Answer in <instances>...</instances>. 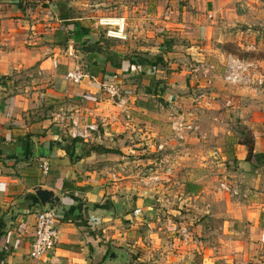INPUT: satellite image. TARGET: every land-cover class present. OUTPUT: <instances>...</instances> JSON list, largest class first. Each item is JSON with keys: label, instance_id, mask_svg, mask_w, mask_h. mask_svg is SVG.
Masks as SVG:
<instances>
[{"label": "crops", "instance_id": "crops-1", "mask_svg": "<svg viewBox=\"0 0 264 264\" xmlns=\"http://www.w3.org/2000/svg\"><path fill=\"white\" fill-rule=\"evenodd\" d=\"M57 1L66 0H54L53 3L0 0V264H96L100 258H105L106 249L101 244L106 242L102 240L105 236L86 231L83 220L87 219L94 225L93 231L100 228L106 220V210H98L97 207L102 204L106 185L111 177L117 180L115 184L120 182L117 176L126 168L96 166L92 162L98 155L85 156L84 146L92 144L110 149L107 142L114 141L123 133L132 137L137 130L135 138L139 144L134 146L146 144L157 155L171 157L175 151L162 152L169 140L173 143L171 124L183 111V117L188 113L182 106L185 102L176 101L179 92L172 89L174 73L165 76L164 71L158 69L161 64L154 68L142 60L132 64L137 59L124 60L121 69L111 72L97 57L103 54L104 48L99 53L84 48L99 42L101 30L96 29V22L90 25L86 17L78 16L63 19L56 10ZM165 2L96 0V5L91 7L97 8L88 10L79 8L78 2L72 0L70 8L87 10L86 13L91 11L98 18L122 15L129 19L132 15H139L137 24L140 26L144 21L140 14L145 13L153 20L166 10ZM258 3L257 0H188L182 9L177 3L166 10L164 27L166 31H194L198 35L196 37L205 40L211 33L222 36L225 30L234 31L239 24H245ZM179 14H182L180 21L175 18ZM131 34L129 38H132ZM188 50L195 51V47L189 46ZM173 56L164 55V61L172 65ZM93 62L100 66L94 67ZM77 67H82L88 76L80 84H73L66 80V75ZM203 68L208 71L209 66L205 64ZM219 71L221 78L222 65ZM115 74L122 78L118 82L127 91L123 105L113 102L103 90L106 81L112 80ZM164 84L167 88L162 93ZM173 98L176 99L171 100ZM188 122L184 124L188 125ZM89 124L99 128L92 132L89 140L74 139L70 135L71 132L84 131ZM193 134H181V137L187 139ZM258 136L255 154H264V142ZM166 137L169 138L166 140ZM31 146L34 148L33 158L30 157ZM120 150L125 156L133 155L136 165L129 171L138 172L144 161L143 153L130 146ZM217 150L221 151L220 148ZM91 152L97 153L96 150ZM44 165L49 167L47 173L43 170ZM201 165L203 167L199 170L205 174L206 165L204 162ZM173 168L170 172H177V166ZM243 171L242 179L222 181L221 184L236 191V197L240 192L243 195V200L238 202L233 195H230L232 199H224L226 222L234 225L227 227L226 232L233 236L232 246L235 244L236 253L251 257L257 246L264 248V164L250 165ZM203 180L196 187L202 192L208 190L209 183H212L207 178ZM188 185L191 187L192 183ZM36 186L55 190L62 196L60 210L65 216L70 214L68 222L61 219L58 224L59 241L50 259L29 256L36 215L43 211L32 193ZM252 193L262 197L251 199ZM89 206L93 208L89 209Z\"/></svg>", "mask_w": 264, "mask_h": 264}, {"label": "rangeland", "instance_id": "rangeland-1", "mask_svg": "<svg viewBox=\"0 0 264 264\" xmlns=\"http://www.w3.org/2000/svg\"><path fill=\"white\" fill-rule=\"evenodd\" d=\"M71 1L56 2L59 14L68 18L86 17V22H90V25L97 21L99 16L91 11L86 13L87 10H72ZM257 1L259 5L255 4L258 7L248 16L247 22L239 24L237 30H225L223 37L211 33L210 38L205 40L196 37L198 35L194 31L182 33L178 30H165L166 10L177 3L178 8L180 6L182 9L187 6L188 0H166V10L157 14L153 20L145 13L140 14L141 19L145 21L140 26L137 24L139 15L129 17L128 35L132 33V38L127 41L107 39L100 31L101 36L98 37L99 42H96L95 49L104 50L102 49L103 54L97 57L100 62H104L107 57L113 55V60L106 63L111 72L116 71L114 65L120 61L141 59L144 62H154L157 57L164 59V55H176L171 60L172 65L164 61L160 68L159 65L157 67L164 71L165 76L175 74L172 89L179 93L177 99L171 100L185 102L182 106L188 113L183 117V111L180 117H176L178 120L171 124L173 143L169 140L162 150L164 153L175 151L171 157L157 155L146 144L134 146L139 144L135 138L138 135L137 130L132 137L123 133L117 135L115 142H107L106 145L111 147L112 153H101L100 147L104 146H84L85 156L98 155L94 156L92 162L96 166H105L106 169L126 168L117 176L120 182L115 184L117 180L111 177L106 185L102 204L97 207L98 210H106V220L100 224V228L93 231L94 225L89 224L87 219L83 220L86 231L100 237L105 236L102 240L106 242L101 244L105 246L106 256L100 258L96 264H104L105 259L106 264H264L262 246H257L251 257L236 253L235 244L232 246L234 239L233 236H228L226 228L234 225L226 222L228 216L224 202V199L232 198L231 194L221 188L222 181L226 183L228 180L242 179L246 167L261 162L264 164V161L256 157L248 160L250 147H253L255 154L256 136L259 135L264 142V87L260 89L252 86L253 89L246 85L236 86L224 79L230 55L253 63L258 67L259 74L264 75V3ZM76 2L79 8H97L91 7L96 5V0ZM175 18L180 21L182 14L176 15ZM101 42L104 44L99 45ZM192 45L195 51L189 52L188 48ZM90 46L92 45L83 47ZM205 64L209 66L207 74L204 73ZM221 65L224 71L220 78ZM208 80L210 82H207ZM166 88L164 84L162 93ZM187 121L192 127L190 130L173 128L176 124H184ZM165 132L167 133L166 130ZM181 134H193L197 137L184 139ZM118 137L124 140L119 141ZM167 138L169 137H166V140ZM133 139L136 140L132 142ZM124 146H130L140 154L143 153L144 161L138 172L129 171L135 161L133 155L125 156L120 152V148ZM94 150L97 153L91 152ZM99 154L103 155L100 157ZM203 162L206 165L205 174L199 170L203 167ZM174 165L177 166V172H170V169L174 170ZM151 168L157 169L155 175L160 177L158 181H151V178L155 177L149 173ZM143 173L148 184L140 183ZM206 178L212 183H209L208 190L202 192L201 188L196 187L199 186L198 182ZM189 182L192 183L191 187ZM254 194H250L251 199L262 197ZM113 196L119 198L117 204L114 203V206L118 207L116 210L112 206ZM242 196L240 192V196H235V201L243 200ZM92 208L89 206V209ZM182 227L187 228L191 234L192 241L188 244L181 235ZM243 232L246 234V230ZM112 245L118 259L109 263L107 257Z\"/></svg>", "mask_w": 264, "mask_h": 264}, {"label": "built area", "instance_id": "built-area-1", "mask_svg": "<svg viewBox=\"0 0 264 264\" xmlns=\"http://www.w3.org/2000/svg\"><path fill=\"white\" fill-rule=\"evenodd\" d=\"M259 1L264 3V0ZM96 29L101 30L105 37L110 40L127 41L129 38L128 20L125 17H100L96 21ZM204 73L207 74L208 71L205 70ZM86 76H88V73H86L82 67H77L75 70L67 73L66 80L73 84H80ZM120 78L121 77L117 74L113 75L112 80L106 81V84L103 86V90L109 99L123 105L126 103V90L123 89L120 82H118ZM224 79L227 83L236 86L246 85L250 87H260V89L264 87V75L259 74L258 67H256L253 63L241 61L231 55L228 58ZM175 126L176 127L173 128L177 130H190L192 128L191 125H185L183 123H178ZM98 129L97 125L89 124L86 126L84 131L71 132L70 135L74 139L82 138L89 140L92 138V132H96ZM43 170L47 173L49 171L48 165H44ZM156 172L157 169L155 168L149 169V173L151 174L155 175ZM144 176L145 173L141 175L140 183L148 184L145 181L146 178H144ZM159 178L160 177H158V175H155V177L151 178V181H158ZM221 188L224 192L233 196L238 195L236 191H232V189L226 184H223ZM64 218L65 215L60 209H50L48 211H40L37 213L35 235L29 248L30 258L50 259L54 256L55 249L59 241L58 224L60 220ZM181 235L183 236L186 244L192 241L191 234L187 228L182 227Z\"/></svg>", "mask_w": 264, "mask_h": 264}, {"label": "water", "instance_id": "water-1", "mask_svg": "<svg viewBox=\"0 0 264 264\" xmlns=\"http://www.w3.org/2000/svg\"><path fill=\"white\" fill-rule=\"evenodd\" d=\"M29 1H39V2H48L53 3L54 0H29ZM34 155V148L31 146L30 148V157L33 158ZM32 193L35 194L39 202L41 203L43 207V211H48L50 209H60L62 207V196L59 195L55 190L50 189L48 187L44 186H36L32 189ZM113 203L117 204L118 199L116 197H113L112 199ZM118 259V255L115 252V248L112 245L111 251L107 257V260L109 263H114ZM106 264V259L105 263Z\"/></svg>", "mask_w": 264, "mask_h": 264}, {"label": "trees", "instance_id": "trees-1", "mask_svg": "<svg viewBox=\"0 0 264 264\" xmlns=\"http://www.w3.org/2000/svg\"><path fill=\"white\" fill-rule=\"evenodd\" d=\"M61 17H62L63 19H70V18L66 17L65 15H61ZM96 46H97V45L95 44L94 46H90V47H88V48H90L92 52H97L98 50L95 49ZM101 49H102V48H101ZM101 49H100V50H101ZM98 52H100V51H98ZM112 56H113V55H112ZM112 56L107 57L106 60L104 61V63L106 64V63H108L110 60L112 61L113 58H114V57H112ZM139 61H141V59L133 60V61H132V64H138ZM163 62H164L163 57H157V58L155 59L154 62H153V61H150V60H147V61H145V64H148V65H150V66L155 67V66H158V64H161V63H163ZM121 64H122V62L120 61V62H118L117 64H115L114 66H115L116 69H121V68H122V65H121ZM141 64H142V63H141ZM92 65H93L94 67H99V66H100L97 62H93ZM90 66H91V65H90ZM74 142H75V141H74ZM100 148H102V149H101V152L112 153V151H111L110 149H106V148H104V147H100ZM94 149H96V148H94ZM253 157H256L258 160H262V161H264V154H254L253 147H250V149H249V157H248V160H251V158H253ZM65 187H66V188L68 187V186H67V183H65ZM69 219H70V214H69V213H66L65 218L62 219V220H64L65 222H68Z\"/></svg>", "mask_w": 264, "mask_h": 264}, {"label": "flooded vegetation", "instance_id": "flooded-vegetation-1", "mask_svg": "<svg viewBox=\"0 0 264 264\" xmlns=\"http://www.w3.org/2000/svg\"><path fill=\"white\" fill-rule=\"evenodd\" d=\"M115 207V210L118 209V207L114 206Z\"/></svg>", "mask_w": 264, "mask_h": 264}]
</instances>
